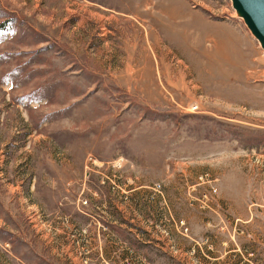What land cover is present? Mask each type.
<instances>
[{"label":"rangeland","instance_id":"374dc122","mask_svg":"<svg viewBox=\"0 0 264 264\" xmlns=\"http://www.w3.org/2000/svg\"><path fill=\"white\" fill-rule=\"evenodd\" d=\"M0 264H264L237 4L0 0Z\"/></svg>","mask_w":264,"mask_h":264},{"label":"water","instance_id":"95a60500","mask_svg":"<svg viewBox=\"0 0 264 264\" xmlns=\"http://www.w3.org/2000/svg\"><path fill=\"white\" fill-rule=\"evenodd\" d=\"M245 13V23L264 47V0H232Z\"/></svg>","mask_w":264,"mask_h":264},{"label":"bare ground","instance_id":"6f19581e","mask_svg":"<svg viewBox=\"0 0 264 264\" xmlns=\"http://www.w3.org/2000/svg\"><path fill=\"white\" fill-rule=\"evenodd\" d=\"M156 5H157V4H156ZM158 6H159V5H158ZM156 8H157V7H156ZM159 10H160V8H159ZM154 14H155V13H154ZM156 16H158V14H157ZM158 17H160V16H158ZM162 18H163V17H162ZM195 42H196V41H195ZM198 42H199V41H198ZM198 42H196V43H198ZM193 43H194V42H193ZM193 43H192V44H193ZM215 43H216V42H215ZM199 44H200V43H199ZM197 45H198V44H197ZM200 45H201V44H200ZM200 45H199V46H200ZM216 46H217V44H216ZM217 47H218V46H217ZM217 47H216V48H217ZM202 51H203V50H202ZM206 53H208V52L204 51V53H202V55H203V56H209V54H206Z\"/></svg>","mask_w":264,"mask_h":264},{"label":"built area","instance_id":"2783aa9c","mask_svg":"<svg viewBox=\"0 0 264 264\" xmlns=\"http://www.w3.org/2000/svg\"><path fill=\"white\" fill-rule=\"evenodd\" d=\"M213 193H215V190H212Z\"/></svg>","mask_w":264,"mask_h":264}]
</instances>
